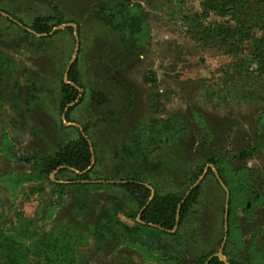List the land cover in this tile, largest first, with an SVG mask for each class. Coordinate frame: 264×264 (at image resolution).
Returning <instances> with one entry per match:
<instances>
[{
  "label": "rangeland",
  "instance_id": "rangeland-1",
  "mask_svg": "<svg viewBox=\"0 0 264 264\" xmlns=\"http://www.w3.org/2000/svg\"><path fill=\"white\" fill-rule=\"evenodd\" d=\"M233 1L0 0V264H190L222 248L228 262L264 264V74L248 63L264 4ZM40 16L64 24L32 36ZM74 57L83 102L68 123L60 91ZM84 126L94 180L200 187L174 236L142 225L119 188L61 192L73 172L30 177Z\"/></svg>",
  "mask_w": 264,
  "mask_h": 264
},
{
  "label": "trees",
  "instance_id": "trees-1",
  "mask_svg": "<svg viewBox=\"0 0 264 264\" xmlns=\"http://www.w3.org/2000/svg\"><path fill=\"white\" fill-rule=\"evenodd\" d=\"M51 1V0H49ZM233 5L232 9L235 8V1L231 0ZM250 2V0H249ZM259 4H264V0H256ZM53 5V4H52ZM230 4L225 3L221 6V10H227ZM237 7L241 8L238 4ZM252 8L249 7L248 10ZM53 9L58 13V9L53 5ZM211 9H213L211 7ZM231 9V8H230ZM59 14V13H58ZM262 15V14H261ZM261 15L259 17H261ZM253 18V17H252ZM252 24L246 25L247 30H252L256 25L258 26V18H254ZM21 23V21H20ZM64 24L61 16L37 17L34 22L27 26L30 35H47L49 36L55 27H60ZM264 26V25H263ZM254 28V29H256ZM219 33H231L232 29L217 27L214 29ZM59 33V32H56ZM220 35V34H219ZM241 35H244L242 33ZM218 38V37H217ZM230 38L229 36H221L219 42H223ZM264 41L262 39H255L252 42L253 48H255L254 58L249 59L248 63H253L254 59L257 60L259 65V72L264 74V52L260 49V43ZM254 50V49H253ZM68 80L70 84L62 81L61 83V102L60 111L65 114V119L68 123L73 121L70 119L73 107L79 106L83 102V88L84 86L80 83L77 75V67L74 63L69 71ZM87 127L84 126L82 129H78V138L74 141H70L59 149V151L53 155L44 159H38L35 162L34 173L30 177L36 180H42L50 178V176L57 171L60 172H73L74 178L68 183H59L57 186L61 192H64L69 185H75L79 187H86L90 184L101 183L103 185H110L115 188H119L126 192L128 196L137 204L138 210L136 214L140 215V222L147 228L155 229L165 234H172V231H178L184 223L186 217L190 214V211L195 204L198 194L200 193V187L195 186L188 189L186 193L178 194L169 192L166 194H159L155 192L153 196V188L143 180L139 178L130 179H119L110 181L109 179L94 180L90 176V172L93 169V163L95 161L94 152L90 143V139L87 135ZM208 164L218 167V162L214 158H209ZM210 171H212L210 169ZM198 175L192 178V184H196ZM45 244V243H44ZM53 247L58 246L56 241H53ZM50 248L51 245H48ZM219 252H211L205 258L193 261L190 264H226L217 255ZM230 264H241L233 260H229Z\"/></svg>",
  "mask_w": 264,
  "mask_h": 264
},
{
  "label": "water",
  "instance_id": "water-1",
  "mask_svg": "<svg viewBox=\"0 0 264 264\" xmlns=\"http://www.w3.org/2000/svg\"><path fill=\"white\" fill-rule=\"evenodd\" d=\"M68 26H73L74 28H77V26H76L75 24H73V23H69ZM76 38H77V40H78V34H77V33H76ZM79 47H80V45H79V41H77V51L79 50ZM75 61H76V57L73 58L72 63L69 65V67H68V69H67V71H66V73H65L64 81H65V83H67V84H70V81L68 80L69 71H70V68H71V66L73 65V63H74ZM73 105H74V104H72L71 106H73ZM64 117H65V114H64ZM211 167H214V166L211 165ZM53 175H54V174H52L50 177L53 178ZM154 194H155V191L153 190V196H154ZM140 215H141V214H139V216H138V220H139V221H141V220H140ZM174 232H175V230L172 231V233H174ZM217 255L219 256V258H220L223 262H225L226 264H230V263L227 261V259L225 258V255H224V252H223V248H222L221 251H219V253H218Z\"/></svg>",
  "mask_w": 264,
  "mask_h": 264
}]
</instances>
